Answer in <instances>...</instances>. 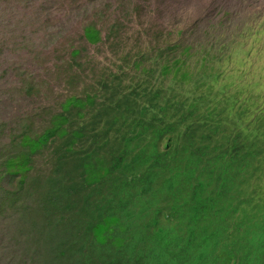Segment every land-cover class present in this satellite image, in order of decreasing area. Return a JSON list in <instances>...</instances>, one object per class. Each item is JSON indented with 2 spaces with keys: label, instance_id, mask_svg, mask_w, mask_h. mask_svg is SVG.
I'll return each mask as SVG.
<instances>
[{
  "label": "trees",
  "instance_id": "16d2710c",
  "mask_svg": "<svg viewBox=\"0 0 264 264\" xmlns=\"http://www.w3.org/2000/svg\"><path fill=\"white\" fill-rule=\"evenodd\" d=\"M58 6L57 0H0V25H5L0 33V60L28 41L42 16ZM99 22L83 23L78 41L71 44L63 76L54 81L60 92L58 86L67 76V86L51 103L42 96L45 84L36 74L25 71L21 64L0 62V82L16 73L18 86L12 94L35 96L38 103L34 116L17 120L5 117L0 106V264H146L142 253L127 252L132 238L138 236V243L154 245L155 240L164 244L149 229L131 235L132 224L123 226L128 237L118 229L108 236L111 226L120 223V212L112 206L122 208L129 189L140 182L139 177L116 173L108 189L111 206L105 207L100 200V186L105 184L109 167L96 156L110 144H120L122 149L123 142L110 138L113 134L134 138L144 128L161 136H154L157 142L169 138L164 158L156 157L175 166L176 174L167 172V176L175 174L176 178L178 171L190 169L195 187L189 185L192 192L183 196L189 199L191 210L195 206L196 219L222 211V201L229 197L228 185L222 186L216 179L226 177L228 183V173L242 165L235 158L225 160L234 156L233 151L243 163L244 152L252 150L239 143L250 118H261L259 131L264 135V101L255 94L241 95V85L236 94H230L233 74L224 66L219 70L224 69L230 82L225 91L219 90L215 85L220 77L216 66L220 62L215 65L214 61L219 59L214 51L217 46L188 42L184 31L178 32V40L170 36L158 46L135 47L133 61L128 51L120 59L124 64L117 65L110 77L92 84L86 80L78 83L88 70L85 63L93 62L98 50L120 44L117 26L104 30ZM21 25H33V29L21 36L26 31ZM90 47H94L91 53ZM227 57L234 59L231 54ZM96 71L93 67L92 72ZM46 91L52 92V85L47 83ZM9 93L1 83L0 100ZM208 144L235 145L224 154ZM152 146L158 150L157 144ZM197 151L201 153L198 157ZM254 154L261 157L264 168V141L263 148L256 145ZM112 164L115 169L119 166L116 161ZM202 164L206 166L197 167ZM152 168L147 173L150 181L165 176L158 167ZM125 192V200L119 201L122 205H116ZM163 233L164 228L159 233L162 238Z\"/></svg>",
  "mask_w": 264,
  "mask_h": 264
},
{
  "label": "rangeland",
  "instance_id": "374dc122",
  "mask_svg": "<svg viewBox=\"0 0 264 264\" xmlns=\"http://www.w3.org/2000/svg\"><path fill=\"white\" fill-rule=\"evenodd\" d=\"M57 3L59 8L42 16L36 31L31 30L33 25H21L26 31L20 35L32 31L30 39L20 44L16 52H7L0 60L5 66L21 64L25 71L36 74L37 80L45 84L42 96L49 98V103L61 97V90L67 86V76L58 86L60 92L54 81L59 75L63 76L71 44L78 41L83 23L94 20H99L104 30L117 26L116 36L120 38V44L98 50L96 59L85 63L88 70L78 78V83L86 80L92 84L104 76L110 77L117 65L124 64L120 59L128 51V58L132 60L135 47L158 46L171 39L170 36L178 40L181 38L178 32L184 31L188 42L216 45L215 56L219 59L234 55L232 65L238 66L242 73L239 81L242 87L238 92L246 97L255 94L264 101V0H57ZM3 29L5 25H0V33ZM93 50L94 47H90L88 51ZM219 59L214 60L215 65ZM216 66L220 77L215 85L225 91L229 77L225 76L224 69L219 70L223 67L221 63ZM93 67L97 68L95 73ZM106 69L112 70L106 74ZM235 76L238 78L237 73ZM46 82L52 85V92L46 91ZM1 83L10 91L0 100L4 116L14 120L34 116L38 109L35 96L12 94L18 86L17 74L10 73ZM236 89L230 88V94H236ZM252 121L255 128L262 124L260 117L256 119L254 116ZM110 138L117 140L120 137L113 134ZM139 138L136 136L134 140ZM115 147L119 146L110 144L99 156L112 154L123 159L122 164L132 165L128 154L112 151ZM118 173L130 175L133 179L140 176L139 169ZM259 176L253 168L246 172L230 171L229 197L222 201V211L197 219L193 213L195 206L191 210L189 199L183 196L192 192L189 185L195 187L190 171H178V183L167 182L158 190L137 183L128 194L145 189L151 197L133 203L128 213L120 217V223L111 226L108 236L118 229L128 237L123 226L129 224L133 225L131 235L148 229L156 233L155 236L164 242L162 246L155 240L154 245L138 243L139 238L135 235L132 245L126 249L131 254L142 253L146 264H264V196ZM101 190L106 198V190ZM126 194L120 195L118 204L121 199L125 200ZM108 202L107 199L105 207L109 206ZM162 228L166 229L162 234L164 238L159 235Z\"/></svg>",
  "mask_w": 264,
  "mask_h": 264
},
{
  "label": "clouds",
  "instance_id": "9594fccd",
  "mask_svg": "<svg viewBox=\"0 0 264 264\" xmlns=\"http://www.w3.org/2000/svg\"><path fill=\"white\" fill-rule=\"evenodd\" d=\"M219 62L225 67V69H230V72H229L230 74H233V78L231 79L230 84H234V85L231 86L230 88H232V90H233L234 87H237V89H238L239 88L238 85L242 86V84L239 83L240 79L242 78L241 74H240L241 70L238 68V66L235 67L232 65L233 59H230L228 57L220 58ZM235 73L238 74V78H236ZM229 82L230 81H228V83ZM173 123H175V122H173ZM247 125H248V130L239 143L242 142V146H246L247 148H250L252 146V150L244 152L243 158L245 161L243 163H242V160L240 158H238V154L235 151H233L234 156L231 155L230 158H226L225 160L229 162L230 159H232L234 161V158H235L237 160L236 163L242 164L241 166H239L235 169L238 171H241V172H246L251 168H253L255 170L260 169L261 171H257V172H259V175H260L259 179H260L261 184H262V193H264V177L261 178L262 175L264 176V173H263L264 168L261 165V160H260L261 157L254 154V150L256 148V145L263 148L264 135H263V131H259L260 126L258 128H255L253 126L252 118H250L248 120ZM164 128L165 127H163V129ZM169 131H172V130H169ZM134 134L140 135L141 137L139 136L140 137L139 139L134 140V138L136 136L134 138H129L128 135L124 134V136L120 137L118 140V142H123L122 149H121L120 144H117L119 147H115L113 150V152L119 151L121 153L128 154L129 159L133 163L132 165H128V163L122 164L123 159H119L112 154H103V155H101V157L96 156L98 158L100 157L103 160H106L105 166L109 167L108 173H107L108 175L106 176V180H105V184L100 186V191L102 194V196H100V200L104 203L107 201V199L110 201L108 189L110 186H112L111 185L112 180L114 179L115 174L118 173L119 171H123V170L124 171H132L135 169H139V171H140L139 178L142 180L141 181L139 179V181H140L139 183H145L147 185H150V187L154 190L160 189L166 183L167 179H171V181H173L175 183L178 182V180L175 178V174L177 171L174 169L175 166H168L165 161L160 162L157 160V157H156V155H157V156H159V158H164V155H166V148H167L169 138L165 137L162 141L157 142L154 140V136L157 137L158 139H159V137L161 139V136L155 134V132L152 130L148 132L144 128L141 131L136 132ZM198 135L200 136V134H198ZM257 137H259L258 142H256ZM232 139H238V138H232ZM129 141H130V146H127L129 144ZM153 144L158 145L157 151L153 148V146H152ZM233 145H235V144H225V145L220 147L217 145L208 144V146H210L216 152L224 153V154L229 153L231 151ZM199 155H201V153L197 151L196 157H198ZM150 160H152V161L149 162ZM112 161L118 162L119 166L117 167V169H115V165L112 164ZM218 161H219V159H218ZM204 166H206V164H202L201 166H197V167H204ZM152 167H158L161 170V172H166L165 176L161 177L160 179L150 181L147 173L149 174V173L153 172L154 168H152ZM161 167L167 168V171L163 170ZM170 167H172V171H169ZM178 170H180V169H178ZM180 171H183V170H180ZM167 172H175V174H172L171 176H167ZM144 179H146V180H144ZM216 180L222 181V186L228 185V183H226V181H227L226 177H224L223 179L217 178ZM217 185H219V184H217ZM219 188L222 190L221 186ZM101 189L106 190L105 196L107 199L105 197H103L104 195H103V192ZM150 197H151V195L145 189H142V190L137 189L134 194H131L129 196L128 200L125 202L126 204H124L122 206V208H119L118 206H112V207H114L117 210V212H120V213H118V216L121 217L122 215L128 213L129 208L133 205V203L148 199ZM116 205L121 206L122 204H116ZM109 206H111V205H109ZM124 210H126V211H124ZM207 216H209V215H205V217H207Z\"/></svg>",
  "mask_w": 264,
  "mask_h": 264
}]
</instances>
